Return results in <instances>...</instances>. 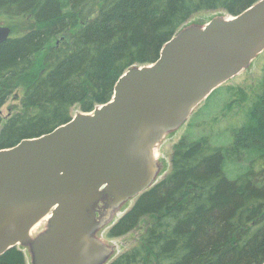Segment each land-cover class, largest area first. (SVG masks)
Masks as SVG:
<instances>
[{
    "label": "trees",
    "instance_id": "16d2710c",
    "mask_svg": "<svg viewBox=\"0 0 264 264\" xmlns=\"http://www.w3.org/2000/svg\"><path fill=\"white\" fill-rule=\"evenodd\" d=\"M260 0H0V16L29 20L0 45V150L69 123L73 109L109 103L132 67L158 61L196 14L238 16ZM185 27V26H184ZM20 108L1 117L19 90ZM224 92L174 146L171 170L108 232L146 222L138 244L110 264H264V75L252 91ZM202 112V113H201ZM217 132L226 138L218 141ZM0 264H27L20 248Z\"/></svg>",
    "mask_w": 264,
    "mask_h": 264
},
{
    "label": "water",
    "instance_id": "95a60500",
    "mask_svg": "<svg viewBox=\"0 0 264 264\" xmlns=\"http://www.w3.org/2000/svg\"><path fill=\"white\" fill-rule=\"evenodd\" d=\"M12 30L0 26V45ZM264 53V0L238 16L190 25L157 62L130 68L112 100L53 132L0 150V257L32 246L34 264H106L115 248L95 239L110 208L154 185V149L194 110ZM49 228L32 241L45 218Z\"/></svg>",
    "mask_w": 264,
    "mask_h": 264
},
{
    "label": "rangeland",
    "instance_id": "374dc122",
    "mask_svg": "<svg viewBox=\"0 0 264 264\" xmlns=\"http://www.w3.org/2000/svg\"><path fill=\"white\" fill-rule=\"evenodd\" d=\"M227 13L224 11H213V12H202L194 15L184 26H190V25H198V26H204L208 22H210L212 19L216 17H227ZM31 22L27 19L23 18H7L0 16V26L4 27H14L16 28L15 32H24L25 30H28L29 27H31ZM183 26V27H184ZM184 27V28H185ZM183 29V28H182ZM181 29V30H182ZM264 75V53L258 56L253 63L251 64L250 68L243 71L241 74H239L236 78L230 80L227 84L223 85L222 88L224 89H238V88H245L247 91H252L253 88L259 85L261 80L263 79ZM24 90H19L16 92L14 96H12L7 104L2 108L1 110V117L7 118L10 114H12V108L18 107L20 108V99L23 96ZM224 102V92H220L216 96H214L210 101L207 102V100L204 102V104H201L198 108H196L187 122V124L183 125L179 129L169 132L166 137L157 145V147L154 149V158L157 162V165H159V174L156 179V182L162 181L167 174H169L171 170V158L173 153L174 146L181 140V138L185 135L190 121L194 118V124L197 122L204 121L207 119L210 114L208 112H204L200 116H195L197 113H199V109L202 112L204 111L205 107L208 106L210 108L211 112L217 111ZM206 105V106H205ZM201 112V113H202ZM79 108L78 106L73 109V116L79 114ZM222 133L217 132L215 136L219 137L220 143H225L226 138L222 135ZM136 202V198L129 199L120 205L118 207L110 208L108 205V201H103L99 204L98 209V215L101 221L105 223L104 227L99 229L95 234V239L103 243L104 245L108 247H114L115 251L113 256L109 259V261L106 264H110L113 262L118 256L123 254L126 251H129L132 249L136 244H138L140 237L142 233L144 232L146 222L141 225L137 230L133 231L132 233L121 237V238H114L111 239L108 237V232L112 228L114 224H116L120 218L129 211L133 205ZM49 217L42 220L39 225H37L31 232L30 238L32 241H35L38 239L42 234H44L48 228H49ZM39 226V227H38ZM20 248L23 250L26 263L27 264H34V258L33 253L31 251L32 246H26Z\"/></svg>",
    "mask_w": 264,
    "mask_h": 264
},
{
    "label": "bare ground",
    "instance_id": "6f19581e",
    "mask_svg": "<svg viewBox=\"0 0 264 264\" xmlns=\"http://www.w3.org/2000/svg\"><path fill=\"white\" fill-rule=\"evenodd\" d=\"M39 227V226H38Z\"/></svg>",
    "mask_w": 264,
    "mask_h": 264
}]
</instances>
